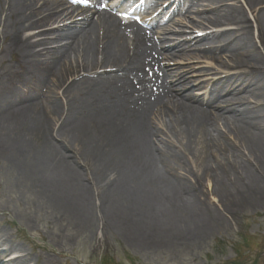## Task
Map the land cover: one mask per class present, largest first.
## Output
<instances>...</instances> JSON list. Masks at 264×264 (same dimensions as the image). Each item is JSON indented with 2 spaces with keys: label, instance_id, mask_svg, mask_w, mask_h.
<instances>
[{
  "label": "bare ground",
  "instance_id": "6f19581e",
  "mask_svg": "<svg viewBox=\"0 0 264 264\" xmlns=\"http://www.w3.org/2000/svg\"><path fill=\"white\" fill-rule=\"evenodd\" d=\"M210 1L219 7L217 14L221 15L206 23L212 27L233 26L237 31L206 38L224 42L232 68L242 73L223 81L212 93L217 104L207 101L202 103L203 109L191 94L181 95L187 87H175L185 78L179 71L167 72L163 79L150 68L153 75L146 73L145 67L169 59L157 55L145 35L124 31L107 14L96 12L80 22L64 25L55 30L58 33L54 36L38 33L32 37L25 34L47 27L59 3L0 0V35L8 38L6 51L17 54L22 62L19 81L26 85L47 84L49 93H53L50 88L59 91L65 87L69 99L66 108L53 99L50 108L32 103L15 110L4 106L0 94V152L8 151L9 156L12 153L10 158H14L21 175L70 217L85 225L91 223V229L93 219L89 215L97 200L102 222L121 221L124 234L131 239L136 238L135 232H143L137 223H146L144 214L136 208L142 204L146 207L151 196L142 179L156 177L151 175L155 165L165 168L161 180L156 177V185L168 188L164 200L168 214L156 218L164 231L141 240L143 247L161 246L167 241L191 246L215 225L236 219L244 210L264 206V128L248 106L224 98L231 91H242L245 82L246 86L253 84L245 88L250 94L264 92V59L250 41L251 27L244 14L227 7L230 0ZM248 1L264 4V0ZM3 15L5 19L1 20ZM259 21L264 22V12L254 17L257 26ZM179 24L189 30L184 22ZM258 34L264 49V31L260 29ZM177 38L181 39L176 43L178 48L187 42L184 33ZM44 45L52 47L46 53L39 51ZM97 71L103 72L92 78ZM12 79L0 72V89ZM72 87L77 91L69 98ZM229 113L235 114L234 121L224 115ZM156 119L167 120L165 130L154 126ZM59 121L62 123L56 129ZM221 121L224 133L219 128ZM228 137L237 143H229ZM53 139L61 145L56 146ZM151 141L155 148L149 144ZM64 146L73 154L63 153ZM216 155L222 156L223 164L205 165L214 162ZM194 164L210 169L195 174L191 170ZM74 165L88 169L80 171ZM173 167H180L188 176L178 177ZM191 175L193 183L186 179ZM206 178L215 180L219 212L208 204L201 189ZM117 204L120 208H114ZM106 230L104 224L105 235ZM7 239L6 234H0V242L7 243ZM14 249L17 247L7 245V251ZM27 259L26 255L11 263L25 264Z\"/></svg>",
  "mask_w": 264,
  "mask_h": 264
},
{
  "label": "rangeland",
  "instance_id": "374dc122",
  "mask_svg": "<svg viewBox=\"0 0 264 264\" xmlns=\"http://www.w3.org/2000/svg\"><path fill=\"white\" fill-rule=\"evenodd\" d=\"M199 2L197 9L207 8L210 10L203 17L208 16L215 19L221 15L216 14L211 17V11L215 7H211L205 0ZM260 3L258 5V3L251 4L248 0H231L228 5L233 6L236 11L240 10L239 13L244 14L247 18L251 27L250 41L254 44L256 52L264 59V49L258 39L259 30L264 31V22L259 21V26L254 22V17L264 12V4L261 1ZM196 8H190L191 13L189 15L199 16L192 14L194 10L196 11ZM201 20L199 19L198 22H201ZM224 27L226 28L223 29L227 31L236 30L231 26ZM216 30L214 28L207 31ZM222 45L218 44L216 46L218 48ZM189 49L192 51H187L184 57L177 58L176 63L168 65V68L190 67L187 74L188 78H186L189 82L186 92L204 95L210 86L206 83L217 80L219 75H223L221 74L223 70H221L219 63L208 58V55L205 56L206 59H203V56L200 60H192L193 50L199 52L201 49L193 46ZM175 51L176 49L165 53ZM203 53L206 55L207 52ZM1 55L0 72H3V74L5 73L4 70H9L10 73L16 72L18 64L14 63L15 59ZM216 56L220 63L232 66L228 49L220 50L216 53ZM207 70H211V73L218 74V76L206 73ZM249 85L253 84H247V86ZM247 86L245 82V88ZM50 89L54 93H48V98L41 95L36 101L42 106L50 108L52 105L51 100L55 99L58 103L64 104L63 106L66 108L67 99L62 96L63 90L54 91L53 88ZM46 91L47 89L44 88L42 94H45ZM0 94L2 103L8 108L9 98L4 99L6 98L5 90H0ZM30 94L32 93L28 95ZM71 94L69 95L71 96ZM230 98H237V105L243 103L244 106H248L253 113L252 116L258 119L255 121L261 123L264 128L263 91H253V94H250L249 90L245 89L238 93L236 97L232 95ZM20 107L18 106L15 110H20ZM224 115L231 118L232 121L235 120L233 119L234 113ZM237 119V121H241L242 118ZM166 122L167 120L156 119L155 126L159 130H165L164 124ZM222 122L219 123V128L224 133L226 130L223 129ZM61 123V121L57 123L56 129L60 127ZM171 141L173 143L170 142L171 145L175 146L173 139ZM52 142L56 146L61 145V142L57 139H53ZM154 142L156 143V139H154ZM154 142L149 143L151 146L153 145V148L156 147ZM228 142L237 143L233 137H228ZM230 146L231 144L229 148ZM7 152H0V234H6L8 239L7 243L0 242V251H5L8 244L16 246L17 249L7 252L6 255H13L18 258L27 255L28 259L25 264H264V206H259L254 210H244L236 219H231L228 223L215 225L207 233L201 234L191 246L179 244V242L170 244V241H167V244L161 246L143 247L141 246L143 242L141 240H146L147 237L150 238L153 233L161 235L164 231L162 228L164 226L158 223L156 218L166 217L168 214L164 205L168 188L159 186L161 184L156 185V177L159 176L158 179L161 180L160 177H162L165 168L162 169L159 165L157 167L155 165V168H152L151 175L156 177L142 179L148 186L146 188L151 196L149 201L145 202L146 207L142 204L136 208L144 214L146 223L140 224L133 220L143 232H135L137 233L136 238L131 239L124 234L125 229L121 227V221L115 222L109 219L107 223L102 222L103 216L98 208L99 202L97 200L94 201L92 214L89 215L93 219L91 229L89 227L91 223L85 225L78 219L67 215L63 210L53 205L52 201L44 195V192L21 175V172L17 169L19 166L13 162L14 158H10L12 153L9 156ZM64 152L67 156L73 154V151L65 146ZM244 154L246 155V152ZM216 162L224 163L221 155H216L214 162L208 161L205 165H214ZM230 162H233V160L231 159ZM74 167L80 171L88 169L79 165H74ZM179 168L173 167L171 169L177 173L178 177H187V173ZM206 169L210 168H201L195 164L191 166L193 173L199 175ZM186 179L192 183L195 181L193 175ZM216 187L215 180L206 178L201 189L205 193L208 204L219 212L218 198L214 195ZM114 208H120V206L117 204ZM104 224L107 228L106 231H108L107 235L103 232ZM145 224L147 225L145 226Z\"/></svg>",
  "mask_w": 264,
  "mask_h": 264
}]
</instances>
